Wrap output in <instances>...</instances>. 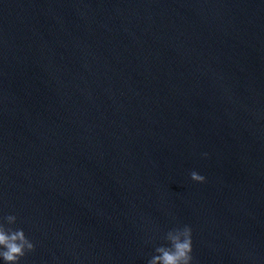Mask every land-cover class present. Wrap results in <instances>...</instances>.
I'll use <instances>...</instances> for the list:
<instances>
[{
    "label": "water",
    "instance_id": "95a60500",
    "mask_svg": "<svg viewBox=\"0 0 264 264\" xmlns=\"http://www.w3.org/2000/svg\"><path fill=\"white\" fill-rule=\"evenodd\" d=\"M9 214L22 264H147L183 225L193 264H264V0H0Z\"/></svg>",
    "mask_w": 264,
    "mask_h": 264
},
{
    "label": "clouds",
    "instance_id": "9594fccd",
    "mask_svg": "<svg viewBox=\"0 0 264 264\" xmlns=\"http://www.w3.org/2000/svg\"><path fill=\"white\" fill-rule=\"evenodd\" d=\"M203 155L206 157L207 153ZM190 179L203 184L207 178L192 171ZM16 224V215L0 216V264H22L24 257L35 251V243L22 228L14 227ZM163 240V244L155 247L147 264H193V231L189 225L171 228Z\"/></svg>",
    "mask_w": 264,
    "mask_h": 264
}]
</instances>
